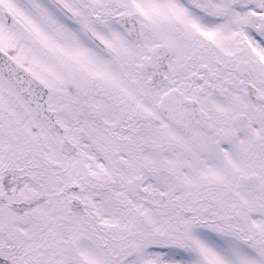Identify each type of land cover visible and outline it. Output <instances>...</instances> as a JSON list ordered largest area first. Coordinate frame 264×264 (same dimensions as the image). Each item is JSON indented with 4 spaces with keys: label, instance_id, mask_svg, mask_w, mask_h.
Returning a JSON list of instances; mask_svg holds the SVG:
<instances>
[{
    "label": "snow or ice",
    "instance_id": "6c2138e0",
    "mask_svg": "<svg viewBox=\"0 0 264 264\" xmlns=\"http://www.w3.org/2000/svg\"><path fill=\"white\" fill-rule=\"evenodd\" d=\"M0 264H264V0H0Z\"/></svg>",
    "mask_w": 264,
    "mask_h": 264
}]
</instances>
